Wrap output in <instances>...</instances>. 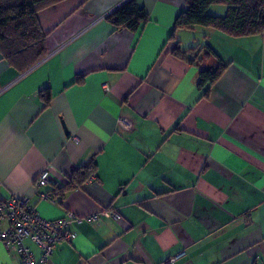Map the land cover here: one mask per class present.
I'll return each mask as SVG.
<instances>
[{
  "label": "crops",
  "instance_id": "0c3cea01",
  "mask_svg": "<svg viewBox=\"0 0 264 264\" xmlns=\"http://www.w3.org/2000/svg\"><path fill=\"white\" fill-rule=\"evenodd\" d=\"M124 1L44 8L45 55L21 73L0 57V200L24 194L42 218H81L47 264H264V32L195 26L170 39L184 0H138L147 21L117 29L106 16ZM197 42L226 65L205 88L208 60L173 53ZM89 161L81 186L41 197ZM106 208L120 219L99 215ZM0 264L22 263L0 242Z\"/></svg>",
  "mask_w": 264,
  "mask_h": 264
},
{
  "label": "trees",
  "instance_id": "16d2710c",
  "mask_svg": "<svg viewBox=\"0 0 264 264\" xmlns=\"http://www.w3.org/2000/svg\"><path fill=\"white\" fill-rule=\"evenodd\" d=\"M62 0H0V57L18 72H24L37 63L46 53L45 38L37 13ZM185 10L180 12L172 26L170 39L179 29L195 26L211 28L232 37H242L264 32V0H184ZM226 7L222 15L209 14L211 5ZM115 28L135 32L148 19V14L138 0H126L106 16ZM174 55L190 64L208 60L198 74L197 87L213 85L225 69L224 61L206 43L181 50L178 45ZM82 78L76 77L74 83ZM206 88L204 91L207 94ZM45 105L50 99L48 88L41 90ZM93 161L78 166L64 186L53 185L52 199L62 196L75 186H81L95 172Z\"/></svg>",
  "mask_w": 264,
  "mask_h": 264
},
{
  "label": "built area",
  "instance_id": "2783aa9c",
  "mask_svg": "<svg viewBox=\"0 0 264 264\" xmlns=\"http://www.w3.org/2000/svg\"><path fill=\"white\" fill-rule=\"evenodd\" d=\"M130 123L122 121V127L130 129ZM75 140V138H72ZM49 183L48 170H43L35 180V187ZM42 198L52 200L50 193L41 194ZM99 215L120 219V213L111 208L103 209ZM98 214L88 216L96 220ZM81 218L71 212L59 219L48 220L42 218L29 202L27 195H12L6 200H0V242L6 250L14 253L22 264H47L54 252L56 244L62 241H72L76 234L70 229L73 222L79 223ZM30 239L39 249V256L35 257L31 249L23 242Z\"/></svg>",
  "mask_w": 264,
  "mask_h": 264
},
{
  "label": "rangeland",
  "instance_id": "374dc122",
  "mask_svg": "<svg viewBox=\"0 0 264 264\" xmlns=\"http://www.w3.org/2000/svg\"><path fill=\"white\" fill-rule=\"evenodd\" d=\"M218 8H224V7L223 6L211 7V9H208L207 12L209 14H211V13H217L218 12V10H217ZM214 15H219V14H214ZM198 42H200V40ZM198 42L196 44H194V46L196 45V46H199L200 47V46H202L204 44L203 42L202 43H198Z\"/></svg>",
  "mask_w": 264,
  "mask_h": 264
}]
</instances>
